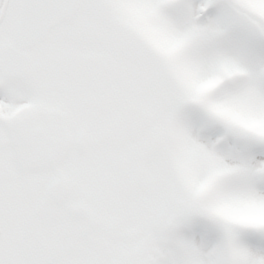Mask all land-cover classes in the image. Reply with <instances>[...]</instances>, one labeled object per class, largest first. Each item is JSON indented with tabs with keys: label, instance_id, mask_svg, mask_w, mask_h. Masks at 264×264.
Listing matches in <instances>:
<instances>
[{
	"label": "snow or ice",
	"instance_id": "1",
	"mask_svg": "<svg viewBox=\"0 0 264 264\" xmlns=\"http://www.w3.org/2000/svg\"><path fill=\"white\" fill-rule=\"evenodd\" d=\"M0 264H264V0H0Z\"/></svg>",
	"mask_w": 264,
	"mask_h": 264
}]
</instances>
